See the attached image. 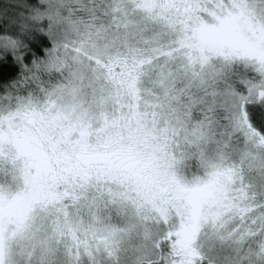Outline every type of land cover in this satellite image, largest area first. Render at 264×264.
I'll list each match as a JSON object with an SVG mask.
<instances>
[{
    "label": "snow or ice",
    "instance_id": "obj_1",
    "mask_svg": "<svg viewBox=\"0 0 264 264\" xmlns=\"http://www.w3.org/2000/svg\"><path fill=\"white\" fill-rule=\"evenodd\" d=\"M0 264H264V0H0Z\"/></svg>",
    "mask_w": 264,
    "mask_h": 264
}]
</instances>
